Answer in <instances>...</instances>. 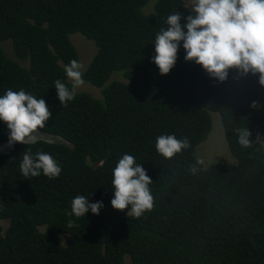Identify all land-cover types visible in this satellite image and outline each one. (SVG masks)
<instances>
[{
  "label": "trees",
  "instance_id": "16d2710c",
  "mask_svg": "<svg viewBox=\"0 0 264 264\" xmlns=\"http://www.w3.org/2000/svg\"><path fill=\"white\" fill-rule=\"evenodd\" d=\"M152 1V2H151ZM187 0H0V43L9 41L22 68L0 45V96L39 81L52 118L41 129L59 142L15 144L0 153V264H264V87L259 75L229 71L225 81L185 60L161 75L152 62L155 37ZM144 10L149 11L146 13ZM91 40L96 53L83 79L99 96L76 91L62 106L52 81L78 53L69 36ZM119 75L121 80L113 79ZM52 83V84H51ZM260 104L259 110L250 105ZM216 113V114H215ZM218 117L235 163L189 166ZM247 128L243 148L234 132ZM188 137L191 148L166 160L160 135ZM9 130L0 121V144ZM50 154L57 178L24 177L22 153ZM132 155L152 183L154 207L139 218L111 207L113 169ZM83 195L103 202L98 215L69 216ZM43 207V208H42ZM74 226L69 228L68 222ZM3 232V233H2ZM69 235L67 244L60 237ZM125 256L129 263H126Z\"/></svg>",
  "mask_w": 264,
  "mask_h": 264
},
{
  "label": "clouds",
  "instance_id": "9594fccd",
  "mask_svg": "<svg viewBox=\"0 0 264 264\" xmlns=\"http://www.w3.org/2000/svg\"><path fill=\"white\" fill-rule=\"evenodd\" d=\"M185 8L190 9L185 24L181 25L182 17L178 12L170 14L166 20L168 27L161 29L155 37L152 62L158 67L160 74L167 75L174 67L178 49L183 42L185 60L195 61L210 77L223 82L229 71L235 69L239 75L258 74V83L264 87V0H188ZM14 60H17L15 55ZM17 61L22 68H29V62ZM89 63L82 69L79 57L78 61L74 59L65 66L64 72L68 82L72 83L71 88L59 80L60 74L52 81L62 106L75 98L80 86L85 83L90 85L83 79ZM41 88L48 89L42 82L34 81L28 83L27 88H20L18 91L8 89L0 96V121L9 130L8 142L0 144V149L6 148L0 153L13 151L17 143L29 145L60 141L41 130L52 118L50 107L54 104L49 103L52 101L51 96L46 98L38 94ZM250 106L257 110L261 107L257 101H253ZM234 132L241 147L251 146L252 140L247 128H237ZM155 148L164 159L171 160L190 149L191 141L186 136L177 138L174 134L160 135L156 139ZM203 164L204 160L197 158L189 166L190 173L196 175L200 170L199 166ZM19 167L24 177H38L42 172L51 179L59 177L62 171L50 154L37 151L33 155L28 149L22 153ZM151 183L150 177L135 158L124 154L113 169L111 207L117 211L130 209L127 216L136 218L150 212L154 207V197L149 187ZM102 208V201L90 203L87 197L77 195L71 201L68 215L80 218L89 211L98 215ZM7 224L6 220L0 221L3 230ZM73 226L70 220L68 227ZM62 236L67 239L69 237ZM126 258L128 257H125V261Z\"/></svg>",
  "mask_w": 264,
  "mask_h": 264
},
{
  "label": "rangeland",
  "instance_id": "374dc122",
  "mask_svg": "<svg viewBox=\"0 0 264 264\" xmlns=\"http://www.w3.org/2000/svg\"><path fill=\"white\" fill-rule=\"evenodd\" d=\"M188 1V0H187ZM152 2V1H151ZM146 13L149 11L144 10ZM71 43L75 46L82 65V69L92 60L93 56L96 53V47L93 41L85 40L84 37L79 34H74L69 36ZM0 45L4 48L7 55L14 59V54L9 41L0 43ZM113 79L121 80L122 78L119 75H114ZM79 93H89L95 97L99 96V92L94 87L84 84L80 86L77 90ZM216 114V113H215ZM212 129L208 134V137L198 146L196 150V156L202 158L204 160V168L210 164L215 163L216 161L227 162V163H235V159L230 154L224 136V129L218 117H213L211 119ZM51 140V139H48ZM6 147H2L0 149L3 150ZM6 151V150H4ZM7 152V151H6ZM5 227V224H3ZM61 243L63 246L67 244V237H60ZM126 257V256H125ZM126 263H129V259L126 258Z\"/></svg>",
  "mask_w": 264,
  "mask_h": 264
}]
</instances>
